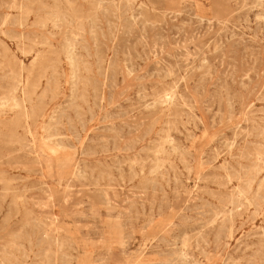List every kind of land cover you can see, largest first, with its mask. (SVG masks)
<instances>
[{
	"label": "rangeland",
	"instance_id": "obj_1",
	"mask_svg": "<svg viewBox=\"0 0 264 264\" xmlns=\"http://www.w3.org/2000/svg\"><path fill=\"white\" fill-rule=\"evenodd\" d=\"M263 161L264 0H0V264H264Z\"/></svg>",
	"mask_w": 264,
	"mask_h": 264
},
{
	"label": "bare ground",
	"instance_id": "obj_2",
	"mask_svg": "<svg viewBox=\"0 0 264 264\" xmlns=\"http://www.w3.org/2000/svg\"><path fill=\"white\" fill-rule=\"evenodd\" d=\"M93 1V0H92ZM99 1V0H98ZM15 5V4H14ZM24 6V5H23ZM97 6V5H96ZM100 6V5H99ZM103 6H101L100 8H102ZM97 8H98V6H97ZM22 10V9H21ZM26 10V9H25ZM102 10V9H101ZM27 14V13H26ZM21 15V14H20ZM65 17H67V16H65ZM69 17V16H68ZM78 21H80V20H78ZM71 22V21H70ZM69 24V23H68ZM73 25V24H72ZM77 28V27H76ZM68 29V28H67ZM2 31V30H1ZM3 32V31H2ZM71 33V32H70ZM72 33H73V31H72ZM68 40H70V39H68ZM76 44V43H75ZM74 47H75V45H73ZM72 53V52H71ZM74 55V54H73ZM75 57V56H74ZM42 59V58H41ZM75 62V61H74ZM51 65V64H50ZM49 66V65H48ZM22 67V66H21ZM20 67V68H21ZM19 68V67H18ZM44 68V67H43ZM21 70H22V68H21ZM107 73V72H106ZM105 73V74H106ZM16 75V74H15ZM43 75H41V77H42ZM18 78V77H17ZM13 79H14V77H13ZM12 79V80H13ZM14 84V83H13ZM14 88V87H13ZM165 89V88H164ZM163 92H161V94H162ZM160 94V93H159ZM166 99V98H165ZM26 114V113H25ZM174 114V113H173ZM176 116H177V114H176ZM151 132V131H150ZM261 146V145H260ZM262 147V146H261ZM35 149V148H34ZM36 154V153H35ZM258 156V155H257ZM257 158V157H256ZM256 162V161H255ZM264 162V161H263ZM256 165V164H255ZM252 167V166H251ZM255 168V167H254ZM256 169V168H255ZM240 191V190H239ZM243 192V191H242ZM242 194V193H241ZM244 194V193H243ZM261 202H263V201H261Z\"/></svg>",
	"mask_w": 264,
	"mask_h": 264
}]
</instances>
